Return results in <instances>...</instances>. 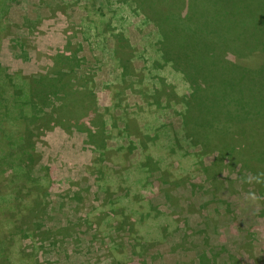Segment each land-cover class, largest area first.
Masks as SVG:
<instances>
[{"label": "rangeland", "instance_id": "374dc122", "mask_svg": "<svg viewBox=\"0 0 264 264\" xmlns=\"http://www.w3.org/2000/svg\"><path fill=\"white\" fill-rule=\"evenodd\" d=\"M254 1L242 0L248 7H253L247 3ZM73 2L92 4L86 0H0L1 10L11 6L6 14L7 27L0 33V77L16 72L45 74L53 66L52 58L66 45L67 33L73 32L71 42L83 43L79 56L85 59L83 66L93 65L90 72L97 88L117 82L120 68L110 55L113 38L107 37L103 43L82 40L94 36L95 30L81 28L83 11L72 6ZM129 6L131 2L122 5L113 1L102 17L111 29L124 33L129 48L120 49V53L131 57V65L145 82L162 77L179 94L185 87L179 74L168 67L151 69L152 26ZM118 7L120 11L112 15L111 9ZM262 16L264 13L257 15ZM255 59L246 61L253 64ZM128 92L124 89L121 94L127 99L126 110L139 128L148 130L150 141L155 139L149 124L160 121L166 127L156 142H150L156 144L150 157L158 160L152 163L155 169L147 171L140 166L144 162L141 150L110 153L103 160L104 147L97 140L91 143L86 132L51 129L34 146L36 170L46 173L51 182L46 215L39 223L41 230L48 228L51 233L18 239L20 248L31 252L37 264H264V182H254L250 167L242 161L217 160V151L201 153L199 145L183 141L182 146L172 149L167 134L179 127L180 118L170 113L171 109L165 112L147 107L137 90ZM139 133L138 138H143L144 132ZM123 137L118 132L104 146L119 148ZM97 156L103 161L95 166ZM100 171H105L106 179ZM98 182H125L123 186L127 182L157 183L141 187L135 200L130 199L129 207L141 212V217L130 216L131 210L119 201L115 208L119 216L115 217L108 211L114 203H105ZM148 206L154 209L150 211ZM4 219L0 217L2 222ZM162 224H166L165 230H160ZM1 231V238L10 234L5 227ZM16 252H12L15 259Z\"/></svg>", "mask_w": 264, "mask_h": 264}, {"label": "trees", "instance_id": "16d2710c", "mask_svg": "<svg viewBox=\"0 0 264 264\" xmlns=\"http://www.w3.org/2000/svg\"><path fill=\"white\" fill-rule=\"evenodd\" d=\"M86 1L91 6L72 3L83 11L81 28L95 30L94 36L82 40L103 43L107 37L113 38L110 55L120 68L117 82L97 88L90 72L93 65L83 66L85 59L79 56L83 43L71 42L73 32L67 33L66 45L52 58L53 66L45 74L16 72L0 77V217L5 218L4 222L0 220V234L3 227L10 232L3 239L0 235V264H37V258L29 255L31 252L20 248L18 239L51 233L48 228L41 230L39 223L41 216L46 215L51 182L46 173L37 172L34 159L36 140L51 129L86 132L91 143L97 140L104 147L103 160L110 153L141 150L144 162L140 166L147 171L155 169L152 163L158 160L150 157L156 144L150 142H156L166 127L160 121L158 125L149 124L155 139L150 141L148 130L139 128L127 112V99L121 98L124 89L128 93L137 90L147 107L165 112L171 109L169 112L180 118L179 127L167 134L172 149L187 142L199 145L201 153L217 151V160L242 161L250 167L254 182H264V16L257 17L264 13V0L247 3L255 9L242 0ZM113 1L122 5L131 2L130 10L151 24L154 56L149 65L154 71L168 67L179 74L185 85L179 94L162 77H157L156 82H145L141 72L136 73L131 65V57L120 53V49L128 47L124 33L111 29L102 18ZM10 7L5 5L1 10L0 6V33L7 27ZM120 8L111 9L112 15ZM250 57H256L255 63L246 61ZM140 131L144 132L143 138H138ZM118 132L124 135L119 148L105 147L104 142ZM132 136H136L135 141L129 140ZM103 160L97 156L95 166ZM100 174L106 179L105 171ZM159 180H164L162 173ZM122 183L125 182L97 183L105 194V203H114L108 211L119 216L115 210L119 201L123 208L131 210L130 216L141 217V212L129 207L130 199L135 200L141 187L157 182ZM165 227L162 224L160 230ZM12 252L17 253V259Z\"/></svg>", "mask_w": 264, "mask_h": 264}]
</instances>
